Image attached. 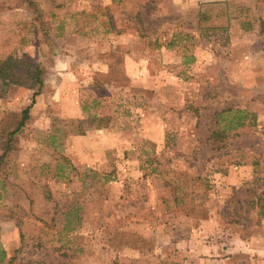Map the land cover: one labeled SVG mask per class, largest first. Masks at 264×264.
Here are the masks:
<instances>
[{
    "label": "rangeland",
    "instance_id": "1",
    "mask_svg": "<svg viewBox=\"0 0 264 264\" xmlns=\"http://www.w3.org/2000/svg\"><path fill=\"white\" fill-rule=\"evenodd\" d=\"M2 62L1 264H264V0H0Z\"/></svg>",
    "mask_w": 264,
    "mask_h": 264
},
{
    "label": "trees",
    "instance_id": "2",
    "mask_svg": "<svg viewBox=\"0 0 264 264\" xmlns=\"http://www.w3.org/2000/svg\"><path fill=\"white\" fill-rule=\"evenodd\" d=\"M2 65L0 66V78L7 82H17L21 85H25L28 87H36V86H42L43 80H42V69L39 64L36 63H30L28 68V74L23 78V80L19 79V74H10L9 67L7 62H2ZM18 75V77H17ZM36 95V94H35ZM34 95V96H35ZM30 110L31 106H28L26 109H24L20 114V121L17 123V126L11 127V125L3 126L1 129L2 137L6 140V145L4 148V153L0 156V169L3 168L5 156L7 153L11 150V141L13 140L16 133L25 125L26 121L30 117ZM249 117L251 119L249 120ZM248 118V121H247ZM223 120H227L225 122V131H229L232 129H237L239 127L245 126V125H253L255 121V114L249 113L245 110H234V109H228L225 111H222L218 113V119L217 122H223ZM71 216V215H70ZM7 257L6 250L1 246L0 244V264L4 263L5 259ZM14 258H11L13 260ZM38 264V262L36 263ZM40 264V263H39ZM46 264V263H44ZM47 264H64L61 262L57 263H47Z\"/></svg>",
    "mask_w": 264,
    "mask_h": 264
},
{
    "label": "crops",
    "instance_id": "3",
    "mask_svg": "<svg viewBox=\"0 0 264 264\" xmlns=\"http://www.w3.org/2000/svg\"><path fill=\"white\" fill-rule=\"evenodd\" d=\"M253 43H254V42L252 41V39H249V36H248V52H250V54L248 55V59H249V58H253V57H251L250 55L253 54L254 50H256V51H255V54H259V52H260V51H259V48H258V50H257V47H254L255 44L253 45ZM257 51H258V52H257ZM260 53H261V52H260ZM253 72H254V71H252V73L248 71V75H249V74H250V75L253 74Z\"/></svg>",
    "mask_w": 264,
    "mask_h": 264
}]
</instances>
